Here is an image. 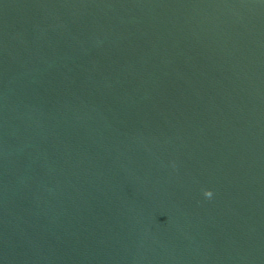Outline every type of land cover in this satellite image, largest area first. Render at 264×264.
Wrapping results in <instances>:
<instances>
[{
	"label": "water",
	"instance_id": "obj_1",
	"mask_svg": "<svg viewBox=\"0 0 264 264\" xmlns=\"http://www.w3.org/2000/svg\"><path fill=\"white\" fill-rule=\"evenodd\" d=\"M0 264H264V0H0Z\"/></svg>",
	"mask_w": 264,
	"mask_h": 264
},
{
	"label": "clouds",
	"instance_id": "obj_2",
	"mask_svg": "<svg viewBox=\"0 0 264 264\" xmlns=\"http://www.w3.org/2000/svg\"><path fill=\"white\" fill-rule=\"evenodd\" d=\"M204 196L206 198H211L213 196V193L211 190H206V191H204Z\"/></svg>",
	"mask_w": 264,
	"mask_h": 264
}]
</instances>
